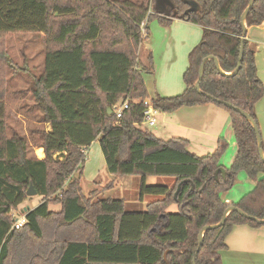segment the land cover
Returning a JSON list of instances; mask_svg holds the SVG:
<instances>
[{
  "label": "trees",
  "instance_id": "trees-1",
  "mask_svg": "<svg viewBox=\"0 0 264 264\" xmlns=\"http://www.w3.org/2000/svg\"><path fill=\"white\" fill-rule=\"evenodd\" d=\"M170 2V12L156 15L139 0H0V41L12 33L46 37L42 73L30 79L29 95L37 113L23 112L50 125L47 133L43 125H31L27 136L10 125L5 105L10 66L0 50V264H192L194 259L195 264H222L219 253L226 249L233 227H264L232 211L223 225L204 233L196 253L199 231L221 221L229 206L221 196L233 188L240 172L255 186L234 206L264 220V162L252 127L194 88L208 56L218 60L224 73L236 68L243 34L240 17L249 0H192L195 7L186 0ZM153 19L162 26L182 20L198 25L203 33L188 55L184 91L149 100L137 51L147 41ZM144 21L145 38L140 30ZM263 23L264 0H253L246 27ZM199 87L256 122L255 106L264 97V86L257 76L255 49L243 41L240 68L231 76L221 75L214 62L207 61ZM124 100L130 103L116 124L108 110ZM205 104L230 115L237 153L228 169L220 166L224 140L213 153L198 157L187 150L186 140L164 142L141 125L147 105L172 113ZM96 140L110 175L139 176V201L145 196L161 200L141 212H128L120 199L83 196L84 151ZM39 147L42 160L33 152ZM146 177L175 181L170 187L147 185ZM184 180L193 188L182 183L175 199ZM30 186L42 201L25 212V223L14 230L11 213L27 200ZM50 205L59 206V211L50 210ZM171 205L177 212L167 211Z\"/></svg>",
  "mask_w": 264,
  "mask_h": 264
},
{
  "label": "rangeland",
  "instance_id": "rangeland-1",
  "mask_svg": "<svg viewBox=\"0 0 264 264\" xmlns=\"http://www.w3.org/2000/svg\"><path fill=\"white\" fill-rule=\"evenodd\" d=\"M110 2H113L114 0H107ZM130 1H138V0H130ZM144 1L148 5L150 11L156 12V10H161V2L162 0H139ZM149 11V12H150ZM157 20H151L148 23V29L151 31L152 36L151 40V54L152 59L155 63V74H154V81L149 82L146 85L147 95L151 98V96L157 95L159 97L166 96L167 98L176 96L178 94H181L185 88L184 82H183V75L188 67V55L190 52H188V55H180L179 59L176 63V67L171 65V59L169 60L168 57H163L162 53V47H163V35L165 34V31L163 28L158 26ZM198 26V25H196ZM196 29L195 34L198 36L200 35V40L198 41V44L201 42L202 34L199 32L197 27H194ZM198 30V32H197ZM183 36V32L180 31L176 34L175 30V38L177 41H174L171 47L169 48V54L173 55V51L180 50L182 47L185 46L184 40L181 41L180 39ZM199 38V37H198ZM46 37L43 34L40 33H12L7 34L3 40L0 41V50H2L3 54L5 53L7 62H8V74H7V96L5 100L6 110L7 113L12 120L11 124L14 126L20 133V120L22 118L20 117L21 114H25L23 112L25 105L26 107H31V98H30V79L33 77H39L41 75L42 70V64H43V57L45 53L46 48ZM197 44V45H198ZM259 47H262L261 44H257ZM139 50V49H138ZM262 53L264 54L263 48L261 49ZM259 49L255 47V60H258V56L260 53ZM144 57L145 54H141V58L138 57V51H137V68L139 69L140 61L144 63ZM22 107V108H21ZM26 109V108H25ZM37 117V115H35ZM162 118L163 115L160 114L157 117V124L155 127L148 129L151 133L156 134H162V131L164 130L162 128ZM255 118L257 122V126L260 131V135L263 141L264 137V116L260 120V116L255 113ZM23 121V120H22ZM163 137H165L164 134H162ZM233 142L234 136L232 137ZM230 140V141H231ZM227 147L225 148V151L223 153V160L221 165L228 169L230 164V154H233L234 150L232 149V145L230 142H226ZM211 149V146L205 145L204 148ZM191 152H196L199 156H207L209 153L214 152V149L211 151L206 152L205 150H199L198 148H190ZM198 149V150H197ZM41 151H37L36 154L39 158H42V154H38ZM85 153V151H84ZM194 154V153H193ZM244 173V172H240ZM245 174V173H244ZM165 180L163 177L162 179H159L157 177L149 178L147 179L146 184L147 185H165ZM110 182H113L110 184ZM139 182L140 180L137 177H114L111 176L107 170L106 165L104 162L103 155L99 148V143L96 141L93 144H91L86 151L85 154V160L83 165V174L80 181V187L82 190L83 196L86 198H112V199H120L124 201L126 211H143L145 209V206L143 203L139 201ZM110 184V185H109ZM107 186H113L112 188H107ZM246 187V186H244ZM242 187L244 190H241V187L237 189V187H234L229 190V192L232 190V192L235 193V196L238 195V191L240 192V196L248 191L246 188ZM107 188V189H105ZM96 189V190H95ZM94 190V191H93ZM94 193L93 197L91 195L92 192ZM107 193V194H106ZM228 193V192H227ZM247 194V193H246ZM148 197V196H146ZM242 197V196H241ZM150 197L148 198L147 202L150 201ZM42 199L41 197H38L37 195L32 197H27V203L35 207L41 203ZM49 209L52 211H56L59 209V206L57 205H50ZM170 212H175V207H172ZM13 217L20 218L21 215L25 216V212L22 211L21 207L17 208L14 212L11 213ZM263 231V235L260 234V240L259 242H264V227L261 228ZM234 234V233H233ZM231 237V236H230ZM229 237V238H230ZM231 264H235L238 258L236 257H229ZM243 261V260H242ZM247 264H264V255L263 256H257L253 259H245L243 261Z\"/></svg>",
  "mask_w": 264,
  "mask_h": 264
},
{
  "label": "crops",
  "instance_id": "crops-1",
  "mask_svg": "<svg viewBox=\"0 0 264 264\" xmlns=\"http://www.w3.org/2000/svg\"><path fill=\"white\" fill-rule=\"evenodd\" d=\"M186 1L188 3H192V0H186ZM161 4H162L161 10H156V12L150 11V13H153L156 15H164L170 12L172 8L170 0H162ZM192 6L195 7V4L192 3ZM159 25L160 24H158V26ZM194 27H197V29L199 30V32H201V34L203 33L201 27L196 26L195 24H191V23H188L182 20H177V19L173 20L168 26L161 27L165 31V34L163 35V39H162V41L164 42L163 47H162L163 49L161 50L163 53L162 55L163 57L165 58L168 57L169 60L170 59L172 60L171 61L172 66L176 67V63L180 55H186V54L188 55V52L192 51L197 46L198 41L200 40V35L198 36V34L197 35L195 34L196 29ZM175 30H176V34L180 31L183 32V36L180 40L181 41L184 40L185 46L182 47L180 50L173 51V55H170L169 48L171 47L174 41H177V39L175 38ZM148 32H149V37L147 41L144 42L139 47V50H138L139 58H141V54L142 55L145 54L144 63L141 60L140 61L141 67H139L138 69L143 76L145 86L147 85V83L154 81V74L156 70L155 63L152 59L151 47H150L151 42L153 41L150 39L152 36V33L149 29H148ZM245 39L247 40L249 45L252 46L254 49L255 47L259 49L258 53L260 54L258 56V60H256L257 76L264 86V54L261 52L262 48L264 50V23L260 26L246 28ZM258 43L261 44L262 47H259L257 45ZM143 68L147 70L143 71L142 70ZM156 96L157 95L151 96V98L149 97V100L154 99ZM30 98H31V95H30ZM163 98H167V97L164 96ZM30 103H31L30 108L26 107L25 105H23L22 107H24V109L26 108L27 110L31 109L34 113H37V110L34 108V102L32 99ZM255 113L260 116V120L264 116V97L256 104ZM160 114L163 115L162 128L164 130L162 131V134H164L165 137H163L162 134L159 135L156 133H151L156 138L164 142H168V141L175 140V139L186 140L188 142L187 150L190 153H192L190 151L191 150L190 148H194V149L198 148L199 150H205L206 152L211 151L213 150V148H215L214 149L215 151L217 149L219 140L230 142V144L232 145V149L234 150L233 154H230L229 156L230 157L229 164L230 166L232 165L233 160L237 153V147H236V143L233 142V140H231L233 137V132L231 129L230 115L225 109L215 106L213 104H205V105L193 106V107H182L172 113H160L159 112V115ZM20 117L23 120V121L20 120V123L22 124L21 125L22 127L20 128L21 134H24L27 136L28 127L31 125H43L45 132L46 133L50 132L49 124L45 122L38 123L37 121H35V118L30 117L28 114L25 115V114L20 113ZM147 129H150V128H147ZM96 141L98 142V140ZM262 142L264 145V137H263ZM208 144L211 146V149L209 148L207 149V147L204 148V146ZM37 151H41L38 154L39 155L42 154L43 155L42 158H40V156L38 158L36 154ZM86 151L87 149L85 150L84 154H86ZM33 152H34L35 157L38 160L44 159L45 155H44V151L42 148L40 147L35 148ZM193 153L194 155L198 157H202V156L197 155L196 152L194 151ZM222 160L223 158L221 157L220 166L224 168L221 165ZM124 177H137L139 180H141L139 176H124ZM149 178H154V177H146L145 181L147 182V179ZM157 178L162 179L163 177H157ZM164 178L166 180V183L165 185H162V186L170 187L175 181L174 178H171V177H164ZM165 180H161V181H165ZM111 183L112 185H114L113 182H110V184ZM139 185H140V182H139ZM244 186H246L247 188ZM254 186H255V182L250 180L246 176V174L238 173L236 177V183L233 186V188L237 187L238 189L239 187H241V190H244L242 187L246 188L248 191H246L245 193L241 195L243 197L246 193L250 192ZM112 187L107 186V188H112ZM241 196H240L239 191H238V195L235 196V193L232 192L231 190L230 192L228 191V193L227 192L223 193L221 197L224 203L230 206V205L236 204L242 198ZM149 197L150 196L148 197L145 196L143 198V201L141 202L144 204L145 208L148 203L156 201V200H161V198L159 197H150L151 198L150 201L147 202ZM106 198H103V199H106ZM20 207L23 212L31 211L35 208V207L30 206L27 203V200L24 203H22ZM172 207H175V212H177L176 205H171L167 211L170 212L169 210ZM57 211H59V209ZM132 212H135V211H132ZM21 216H24V215H21ZM262 231L263 230L261 228H251L248 225H238V226L233 227V229L231 230L230 234L227 236L226 241H225L226 249L223 251H220L219 253L222 264H231V261L229 259V257L231 256L238 258L235 264H247L243 262L245 261L246 258L253 259L254 257H257V256H263L264 255V242L263 241L259 242V240L261 239L260 234L263 233Z\"/></svg>",
  "mask_w": 264,
  "mask_h": 264
},
{
  "label": "water",
  "instance_id": "water-1",
  "mask_svg": "<svg viewBox=\"0 0 264 264\" xmlns=\"http://www.w3.org/2000/svg\"><path fill=\"white\" fill-rule=\"evenodd\" d=\"M191 7H194L192 6V3H189ZM253 6V0H249V4L247 6V8L244 10V12L241 14V25H242V28H243V34H242V37H241V45H240V50H239V58H238V62H237V66L236 68L234 69L233 72H231L230 74H227V73H224L221 68H220V65H219V62L218 60L213 57V56H208L206 58H204L202 60V63L199 67V71H198V78L196 80V82L194 83V88L196 89V91L199 93V94H202L204 95L207 99H209L210 101L216 103V104H219V105H222L224 106L225 108L229 109V110H232L236 113H238L241 117H243L249 124L250 126L252 127L253 131H254V134H255V139H256V143H257V148H258V155H259V158L264 162V153H263V150H262V145H263V142H262V138H261V135H260V131H259V128L256 124V122L252 119V117L245 111L237 108V107H234L232 106L231 104L229 103H225V102H221L205 93H203L201 90H200V82L203 78V71H204V65L206 64L207 61H213L214 62V65H215V68L216 70L221 74V75H226V76H231V75H234L238 72L239 68H240V64H241V60H242V55H243V41L245 40V37H246V24H245V20H246V17L250 11V9L252 8ZM108 114H111V110H108ZM191 183L189 180H184L182 181L181 183L178 184L177 186V189H176V192L174 193V198L176 199L179 191H180V188H181V185L182 183ZM192 184V183H191ZM192 188H193V184H192ZM36 195V191L33 189L32 186L29 187L28 191L26 192V196L27 197H32V196H35ZM232 211H235L237 212L241 217H243L244 219L246 220H249V221H252V222H255L257 224H264V220H258L257 218L255 217H252V216H249L247 214H245L243 211H241L240 209H238L237 207H235L234 205H230L226 208V210L224 211L223 213V216H222V219L219 223L215 224V225H207V226H204L200 231H199V234H198V247H197V250H196V253L200 250L201 248V245H202V241H203V235L206 231L208 230H212V229H217L218 227H220L221 225L224 224L228 214ZM166 256H167V252L164 254V261L167 263L166 261ZM168 264V263H167ZM192 264H195V259L192 261Z\"/></svg>",
  "mask_w": 264,
  "mask_h": 264
},
{
  "label": "built area",
  "instance_id": "built-area-1",
  "mask_svg": "<svg viewBox=\"0 0 264 264\" xmlns=\"http://www.w3.org/2000/svg\"><path fill=\"white\" fill-rule=\"evenodd\" d=\"M145 28H146V22L144 21L140 25L141 35L144 38L147 36V32H146ZM129 103H130L129 100H124V101H120V102L116 103L112 107L111 113L117 119L116 124L119 122L118 120H120L122 118L123 112L128 109ZM158 115H159L158 110L154 109L151 105H147L145 110L143 111V121H142L141 125L144 126L145 128L155 127L157 124ZM11 217L14 219V222L12 225V229H14V230H18L25 223V216H20V218H17V217L15 218L11 214Z\"/></svg>",
  "mask_w": 264,
  "mask_h": 264
}]
</instances>
